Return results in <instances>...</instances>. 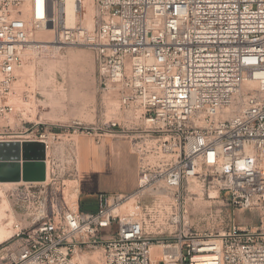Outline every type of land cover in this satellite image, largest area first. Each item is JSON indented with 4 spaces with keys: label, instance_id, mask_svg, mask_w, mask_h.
<instances>
[{
    "label": "built area",
    "instance_id": "built-area-1",
    "mask_svg": "<svg viewBox=\"0 0 264 264\" xmlns=\"http://www.w3.org/2000/svg\"><path fill=\"white\" fill-rule=\"evenodd\" d=\"M94 9L88 27L68 23L66 0H0V142L43 143L47 170L8 195L23 218L0 243L1 264H94L83 257L96 249L103 264H264V216L255 229L202 234L181 198L198 181L237 208L264 211V0H94ZM66 45L92 51L116 113L61 132L35 122L8 137V97L26 53ZM81 135L129 140L139 160L133 194L100 193L97 210H81ZM148 189L160 193L141 206ZM132 198L138 205L122 212Z\"/></svg>",
    "mask_w": 264,
    "mask_h": 264
},
{
    "label": "rangeland",
    "instance_id": "rangeland-1",
    "mask_svg": "<svg viewBox=\"0 0 264 264\" xmlns=\"http://www.w3.org/2000/svg\"><path fill=\"white\" fill-rule=\"evenodd\" d=\"M94 11L93 0L90 10L84 6V10L79 13L80 19L77 22H84L85 25L89 26L90 21H94ZM43 32H40L42 35L39 33L38 37L43 39L50 35L51 38L53 37L52 31ZM45 33H47V36ZM51 38L49 37V39ZM29 65L30 68L32 65L36 68L32 66L34 72L28 69ZM27 69L32 73L29 72V74ZM33 75H35V80ZM8 101L12 106V112L9 114L8 119L3 122L4 124L9 123L12 127L8 130L10 133L7 134L8 137L24 131L28 124L35 122L44 124V128H60V132L70 126L90 127L100 120L111 119L112 114L116 113L115 108L117 106V96L114 93L105 96L99 89L97 68L92 51L85 46L75 45H66L60 50L42 56H35L32 52H27L24 64L17 72L13 92L8 97ZM111 137L108 135V138ZM111 139L113 141L123 140ZM106 142L105 140L104 143ZM83 144V147L87 146L85 141ZM121 169L116 172H108V176L101 177V179L105 181V184H117L118 180L121 183H128L129 171L127 168ZM67 183L69 186L75 184L70 181ZM1 189L4 198H8L7 200H10L9 203L13 207L10 209L11 212H8V214L10 213L9 218L7 217L5 221L8 223L13 217L15 232L16 224L21 223L23 217L9 198L10 192L4 187ZM74 189H76V186L65 190L67 199H72L70 193ZM159 193L155 194L153 190L148 189L144 195H141L139 205L144 206L151 203ZM209 193L211 196H209ZM157 197L167 199L166 196ZM181 198L185 200L186 221L188 225L192 226L194 232L198 231L202 234L214 232V234H217L234 226L255 229L262 225L263 210L257 207L251 209L237 208L229 203L226 192H219L217 188H208L201 182L195 181L189 185L186 184L184 189L181 190ZM0 200H2V197ZM131 200L134 201L131 202ZM137 201V198L130 199L120 210L122 212L133 210L138 205ZM176 204L178 205V203ZM1 247H3L2 244H0ZM90 254L83 257L84 262L90 259ZM94 254H96L94 259L91 258L94 264H103L102 250L96 249ZM157 256L156 252L153 253L154 259Z\"/></svg>",
    "mask_w": 264,
    "mask_h": 264
},
{
    "label": "crops",
    "instance_id": "crops-1",
    "mask_svg": "<svg viewBox=\"0 0 264 264\" xmlns=\"http://www.w3.org/2000/svg\"><path fill=\"white\" fill-rule=\"evenodd\" d=\"M103 142H97L93 136H80V179L79 200L91 209H97L99 193L131 194L138 188L139 160L133 152L130 142L122 136H113L120 141H113L108 136ZM110 137V135H109ZM109 139V140H108ZM125 139V140H124ZM107 141L104 143V141ZM84 141L86 142L83 147ZM104 143V144H103ZM127 168L129 171L128 183L105 184L101 177L108 176V172ZM0 260V264H1Z\"/></svg>",
    "mask_w": 264,
    "mask_h": 264
},
{
    "label": "water",
    "instance_id": "water-1",
    "mask_svg": "<svg viewBox=\"0 0 264 264\" xmlns=\"http://www.w3.org/2000/svg\"><path fill=\"white\" fill-rule=\"evenodd\" d=\"M45 146L40 142H0V181H45Z\"/></svg>",
    "mask_w": 264,
    "mask_h": 264
},
{
    "label": "bare ground",
    "instance_id": "bare-ground-1",
    "mask_svg": "<svg viewBox=\"0 0 264 264\" xmlns=\"http://www.w3.org/2000/svg\"><path fill=\"white\" fill-rule=\"evenodd\" d=\"M92 2L93 0H85L84 6L90 10L91 6H92ZM87 5V6H86ZM79 6L76 3V0H66V12H67V18H68V23L69 24H74L75 22H77L80 18H79V12H78ZM94 25V21H90V24L88 27H93ZM50 32V31H49ZM48 32V34L50 35V33ZM41 34V33H40ZM39 34V35H40ZM47 33H45L46 35ZM42 35V34H41ZM44 35V32H43ZM47 36V35H46ZM51 38V35L49 36ZM49 37H45L46 39ZM42 38V37H39ZM33 66V65H32ZM32 66L28 69H31L30 71H32ZM25 67V66H24ZM28 67V66H27ZM26 67V68H27ZM34 67V66H33ZM35 68V67H34ZM27 69V71H28ZM36 69V68H35ZM25 70V69H24ZM26 71V72H27ZM28 71V73L30 72ZM35 70H33L32 72H34ZM26 72H24L26 74ZM30 72V73H32ZM23 73V72H22ZM29 73V74H30ZM24 75V74H23ZM34 76V80H35V75ZM33 78V77H32ZM30 80V79H29ZM19 81V80H18ZM27 81V80H26ZM33 81V80H32ZM17 184H19L18 182H1L0 181V196L2 197V200H0V243L5 242L6 240L10 239L14 233V229H13V220L11 217V221H9L8 223H6V218H9L10 213L8 214V212L10 211V209H12L13 207H11L10 205V200H7L6 198H4V194H3V190L1 189L2 187H4L8 192H10V190L16 186ZM2 186V187H1ZM6 195V194H5ZM78 195V189L76 187V189H74L71 193H70V197L76 198ZM0 197V198H1ZM130 201V200H129ZM134 201V200H133ZM131 200V202H133ZM128 203V202H127ZM131 207V206H130ZM132 209V208H131ZM13 211V210H12ZM11 212V211H10ZM14 212V211H13ZM12 216V215H11ZM153 253H157L158 251L162 250V246H153ZM96 256V254H94ZM94 255H93V259H94ZM87 257V256H85ZM90 257V256H89ZM96 258V257H95ZM91 259V258H90ZM88 260V259H87Z\"/></svg>",
    "mask_w": 264,
    "mask_h": 264
},
{
    "label": "trees",
    "instance_id": "trees-1",
    "mask_svg": "<svg viewBox=\"0 0 264 264\" xmlns=\"http://www.w3.org/2000/svg\"><path fill=\"white\" fill-rule=\"evenodd\" d=\"M99 194H100V193H99ZM97 205H98V201H97ZM80 207H81V210H83V211H95V210H97V209H94V208H91V209L87 208V207L84 205L83 201H80ZM97 208H98V207H97Z\"/></svg>",
    "mask_w": 264,
    "mask_h": 264
}]
</instances>
